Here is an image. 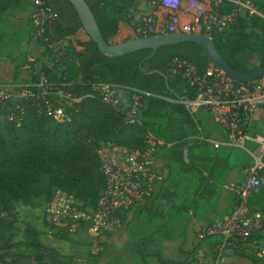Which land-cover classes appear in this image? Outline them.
<instances>
[{
    "label": "trees",
    "instance_id": "obj_1",
    "mask_svg": "<svg viewBox=\"0 0 264 264\" xmlns=\"http://www.w3.org/2000/svg\"><path fill=\"white\" fill-rule=\"evenodd\" d=\"M32 1L0 0V56L5 47V20L13 13L33 7ZM45 1L59 21L47 31L46 41H42L35 35L31 16L29 41L36 40L44 49V59L39 57L33 63L27 61L24 66L27 76L34 82L45 75L51 83L70 84L72 94L82 101L72 109V120L68 124L39 116L26 105H22L25 115L19 125L0 115V253H3L0 260L5 264H20L22 259L12 254L18 223L17 204L45 209L55 191L60 190L74 196L83 209L96 207L106 189L98 152L107 143L131 152H143L147 148V137L151 135L165 144L160 153L168 175L145 204L155 205L156 217L164 222L154 234L163 232L165 239H175L173 234L180 229L179 222L187 226L204 211L216 213V200L227 175L234 170L243 172L252 165V160L243 153H236V149H214L208 140L216 137L207 120L201 112L187 109V103L196 100V90L181 76L173 74L171 67L175 60L186 61L195 66L199 74L206 75L213 64L205 52L193 43H180L160 48L148 60L151 50L119 58L106 57L92 40H72L82 30V24L69 1ZM84 1L107 44H112L119 34L120 23L133 26V15L138 12L140 2H155ZM232 1L222 0L214 9L221 14H232L236 8ZM139 24L136 22L133 28L137 30ZM213 42L226 64L239 74L264 67V18L261 16H238L235 23L218 34ZM249 57L258 59L259 64L250 65ZM95 81L117 86L118 96L120 92L128 93L129 103L124 104L120 99V106L114 108L100 98L92 97L91 85ZM132 90L147 94L142 98V107L134 114H131ZM233 153H236L234 158ZM42 176L47 178V188L43 186ZM189 192H192L191 200L188 199ZM165 201L172 205L175 216L165 215ZM250 208L253 213L264 214V187L250 201ZM191 212L193 215L189 216ZM175 220L178 222L174 226ZM207 239H216L214 248L219 243L218 238ZM147 241L137 245L144 256V264L148 257H156L159 264H174L160 253L150 255ZM18 245L29 253L28 260L34 259L39 264H66V260L46 247L40 234L30 227L26 228L24 240ZM235 254L254 264L263 263L245 252ZM213 256L215 261L214 252Z\"/></svg>",
    "mask_w": 264,
    "mask_h": 264
},
{
    "label": "built area",
    "instance_id": "obj_2",
    "mask_svg": "<svg viewBox=\"0 0 264 264\" xmlns=\"http://www.w3.org/2000/svg\"><path fill=\"white\" fill-rule=\"evenodd\" d=\"M32 2L35 35L46 41L47 31L59 21V17L45 0ZM166 2L167 0H155L154 4L161 6ZM221 2L222 0H215L211 10L201 14L199 18L200 35L211 40L242 15L241 0L232 1L236 8L228 15L214 9ZM243 7L249 16L264 18L252 2L248 1ZM136 31L137 35L143 37L165 35L164 30L155 24L153 17L142 20ZM29 62L33 63L34 60ZM171 72L181 76L195 88L196 100L187 103L192 112H205L223 134V141L208 140L214 149L240 150L252 159V165L242 172V182L224 186L236 197L232 211L200 229L198 241L219 239L213 249L216 257L214 264H219L227 252H245L264 261V214L253 213L250 208V201L264 187V79L240 84L214 66L206 75H201L195 66L180 60L173 62ZM70 86L66 83H51L45 75H41L36 82L27 78L24 82L0 84V115L19 125L25 115L22 105H26L39 116L44 115L60 124H68L72 120V109L82 101V98L72 94ZM91 86L92 97H98L114 108L120 106L117 86L100 81H95ZM145 95L147 94L132 90L131 114L142 107L141 101ZM146 145L143 152H131L111 143L103 144L98 157L106 178V189L96 207L83 209L74 196L56 190L43 213L48 234L57 237L86 234L90 238L89 259L101 257L104 253V239L123 228L122 216L133 208L144 206L153 197L158 184L166 178V174L156 168L157 156L165 144L149 135ZM0 264L5 263L0 260ZM27 264L39 263L32 259ZM76 264L87 263L81 260Z\"/></svg>",
    "mask_w": 264,
    "mask_h": 264
},
{
    "label": "crops",
    "instance_id": "obj_3",
    "mask_svg": "<svg viewBox=\"0 0 264 264\" xmlns=\"http://www.w3.org/2000/svg\"><path fill=\"white\" fill-rule=\"evenodd\" d=\"M215 0H203L196 2L194 0H167L164 5L156 6L154 3L140 2L138 5V12L134 13L135 23H141L147 17H153L155 24L164 30V34L185 33V34H200L199 18L201 14L211 10ZM33 7L22 13L11 14L4 22L3 31L4 36L7 34L14 35L17 31L25 33V38L17 42L11 41L5 43L4 52L14 53L9 56L0 57V84L23 81L27 77L25 64L28 61L42 58L44 49L38 45L36 40L29 41L28 29L30 19L32 16ZM6 28H5V27ZM133 26L127 23H120V32L114 38L113 44H120L139 38L137 31ZM139 26V25H138ZM72 40L80 42H88L89 37L84 31H79ZM15 44H18L16 47ZM81 51V50H80ZM44 59V58H42ZM119 97L124 104H128L129 95L126 92H120ZM201 116L208 122V126L213 132L215 139L223 141L224 136L220 130L214 125L212 120L208 118L205 112H201ZM228 149V148H223ZM161 154V153H159ZM158 154V155H159ZM162 159V158H161ZM160 159V160H161ZM164 165L163 160L156 162V168L159 172L168 175L166 168H161ZM235 174V177L225 181L222 190L216 200V213H209L207 211L191 219L190 223L185 226L183 222H179L178 236L173 234L175 239H165L166 237L156 238L158 234L151 233L148 236L141 238H129L128 232L133 221L139 220L143 214H152L156 217L157 208L155 205L147 204L143 207L133 208L126 212L124 216L123 228L109 235L104 239V253L97 259H89L90 238L88 235H77L69 237H57L48 234L43 222L44 207L40 220L34 222L28 221L26 218L29 210H37L35 206H25L17 204L25 209V220L23 224V238L26 228H32L40 234L42 243L57 252L62 258L66 260V264H76L78 261H86L87 264H144V256L140 254L137 249L138 243L148 239L147 250L150 255L160 253L163 258L174 264H214L213 249L216 239H206L199 242L196 239L197 232L212 224L216 220L222 219L228 215L235 204L234 193L226 190L224 186L229 183H240L243 180V174L239 170H234L229 173ZM228 176V175H227ZM227 179V177H226ZM165 208V215L172 210V205L168 202H163ZM17 213V212H16ZM193 212L189 213L192 216ZM18 218L19 215L17 214ZM38 217V216H37ZM158 218V217H157ZM19 221V220H18ZM159 227L164 222L158 218ZM178 220H175L174 226ZM153 223V222H151ZM158 223V222H157ZM19 224V223H18ZM16 225V228L18 226ZM18 229V228H17ZM154 240V242L152 241ZM147 264H159L156 257H148ZM219 264H254L250 259L238 256L235 253L227 252L221 258ZM264 264V261L263 263Z\"/></svg>",
    "mask_w": 264,
    "mask_h": 264
},
{
    "label": "water",
    "instance_id": "obj_4",
    "mask_svg": "<svg viewBox=\"0 0 264 264\" xmlns=\"http://www.w3.org/2000/svg\"><path fill=\"white\" fill-rule=\"evenodd\" d=\"M67 1H69L75 8L82 24V31L86 33L89 40H92L97 45L99 52L106 57L119 58L138 51L151 50L152 54L147 58L148 60L154 57L160 48L180 43H193L205 52L215 68L224 72L229 78L237 83L250 84L264 79V67L248 74H239L232 70L220 56L213 40L204 35L173 33L157 37H139L120 44H107L104 41L96 19L86 2L84 0ZM187 109L191 110L190 104H187ZM187 154L188 152L186 151V159Z\"/></svg>",
    "mask_w": 264,
    "mask_h": 264
},
{
    "label": "rangeland",
    "instance_id": "obj_5",
    "mask_svg": "<svg viewBox=\"0 0 264 264\" xmlns=\"http://www.w3.org/2000/svg\"><path fill=\"white\" fill-rule=\"evenodd\" d=\"M242 3V12L241 14L242 15H245L246 14V10H245V7L244 4L247 3L248 1L252 2L255 6V8L262 13V6H263V0H241ZM5 27V26H4ZM6 28V27H5ZM200 35V34H198ZM25 33L24 32H21V31H17L16 34L14 35H11V34H7V36L5 35L3 38H4V43H9L11 41H14V42H17L19 43L20 45H22L23 42H21L20 40L25 38ZM15 46L17 47L18 44H15ZM19 48V46H18ZM9 54H15L14 53H9V52H3L1 54L0 57H5V56H9ZM247 61L250 65L254 66V65H258L259 64V61L258 59H256L255 57L252 58V57H249L247 58ZM28 78V76L26 77V79ZM235 150V149H233ZM236 153H243L245 155V157L247 158H250L249 156H247L243 151H240V150H236ZM236 153H233V158L234 156H236ZM161 154H159L157 156V161H161ZM251 159V158H250ZM252 160V159H251ZM233 161V160H231ZM160 166V165H159ZM161 168H165V165L163 166H160ZM235 177V174H228L227 176V179L225 181H228L230 180L231 178ZM42 179H43V186H45L47 188V178L45 176H42ZM225 183V182H224ZM42 186V187H43ZM47 193H49V190L46 189ZM181 195V194H179ZM192 198V192H189V195H188V199L191 200ZM42 207H39L37 210H29V212H27L26 216H28L26 219L30 222H34V220H40L41 218V215H42ZM17 214L19 215V218H18V226H17V230L15 232V238H14V249H13V255L14 256H21V262L20 264H27L28 263V258L27 256H29V253L26 252L24 250V248L20 247L18 244H20L24 238H23V224H24V220H25V212L26 210L21 208V206H16L15 208ZM170 217H173L175 216L174 214V211H171L169 213ZM38 216V217H37ZM166 221H168V219H166ZM37 222V221H36ZM153 222V223H151ZM158 222V223H157ZM163 222V221H162ZM160 223V221H158V218L154 216V214L152 213L151 215L150 214H143L139 220H136V221H133L131 226H130V229H129V232H128V236L129 238H141V237H144V236H148L150 235L151 233L155 232L156 229L158 228V224ZM159 235V234H158ZM176 235L178 236V231H176ZM198 232L196 234V239L198 240ZM161 236L162 237H165V234L162 232L161 233ZM160 235L157 236L156 238H160L161 237ZM3 255V253H0V259H1V256Z\"/></svg>",
    "mask_w": 264,
    "mask_h": 264
}]
</instances>
